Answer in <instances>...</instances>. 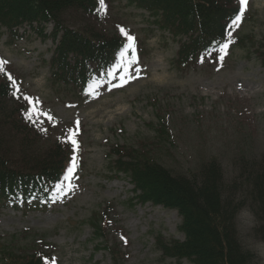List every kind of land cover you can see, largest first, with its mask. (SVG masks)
<instances>
[{
	"label": "rangeland",
	"instance_id": "1",
	"mask_svg": "<svg viewBox=\"0 0 264 264\" xmlns=\"http://www.w3.org/2000/svg\"><path fill=\"white\" fill-rule=\"evenodd\" d=\"M242 7L230 46L187 69L177 60L181 42L158 28L144 8L106 0L105 10L91 19L68 12L72 26L106 33L123 27L139 42V78L86 96L53 76L52 23L43 29L24 25L19 34L0 23V58L22 82V94L36 98L20 111L31 127L29 155L63 154L66 149L54 145L69 146L70 137L78 148L64 156L77 157L80 169L63 199L26 210L0 209V264L35 250L45 264H195L164 250L185 238L182 216L174 207L139 200L129 172L115 166V149L124 147L189 175L206 161H219L225 183L233 186L230 194L247 201L236 213L243 246L252 252V264H264V237L256 231L259 221L245 190V179L264 159V0ZM235 34L246 37L243 44ZM15 101L6 104L12 121L19 118ZM27 137L20 134L16 142ZM15 150L22 155L21 148Z\"/></svg>",
	"mask_w": 264,
	"mask_h": 264
},
{
	"label": "trees",
	"instance_id": "2",
	"mask_svg": "<svg viewBox=\"0 0 264 264\" xmlns=\"http://www.w3.org/2000/svg\"><path fill=\"white\" fill-rule=\"evenodd\" d=\"M127 3L147 10L158 28L168 30L181 42L177 60L186 69L213 57L224 49L225 43L229 47L233 41L232 21L242 13L239 0H127ZM105 7L106 0L103 3L100 0H0V23L14 34L24 25L35 27L36 24L43 29L52 23L49 35L57 40L51 56L53 76L86 96L95 88L117 82V73L120 76L129 69V63L139 53L137 39L128 41L118 31L106 33L67 22L70 11L91 19ZM235 35L238 43L246 40L245 36ZM9 100L16 102L11 85L6 89L0 75V209L11 206L26 210L63 199L80 170L77 157L73 173L66 170L72 158L64 156L65 152H71L70 145H54L56 149L65 148L63 154L56 150L39 158L29 155L32 137L27 133L30 126L25 125L20 114L25 110L21 107L23 101L15 105L19 118L12 121L6 108ZM20 134L28 137L16 142ZM17 147L22 155H17ZM115 151L119 155L115 166L118 171L129 172L140 201L163 203L176 208L182 216L180 227L185 238L165 244L164 250L187 257L195 264H252V252L243 246L236 222L240 205L247 201L230 194L227 188L233 186L225 183L219 161H206L198 173L189 175L174 172L160 161L134 154L125 147L123 151L118 148ZM245 181L247 198L259 221L256 231L264 237V159ZM13 262L45 264L36 250L23 259L16 256ZM115 264L119 263L115 261Z\"/></svg>",
	"mask_w": 264,
	"mask_h": 264
},
{
	"label": "snow or ice",
	"instance_id": "3",
	"mask_svg": "<svg viewBox=\"0 0 264 264\" xmlns=\"http://www.w3.org/2000/svg\"><path fill=\"white\" fill-rule=\"evenodd\" d=\"M100 2L103 3L104 0H100ZM247 4H248V0H239L238 8L240 9V11H243L242 6H247ZM240 20H241V17L239 15H237L236 18L232 21V24L237 25ZM120 33L128 41H134L136 39V38L132 37L131 35H129V33L123 27L120 28ZM228 36L231 37L232 33L229 32ZM229 43H231V41H229ZM223 48L227 49L228 43H225L223 45ZM219 59L222 61L224 59V57L220 56ZM139 63H142V61L139 59H134L133 61H131L129 63V65H128L129 71L126 72L124 76H119V74L117 73L118 79L121 81V83L113 82L112 87L115 89H119V88H122L125 84H127L129 82V80L138 79L139 73L144 71V69H142V68L138 69L136 67V65ZM8 65H9V62L7 60L0 58V75H2L4 78L6 89H7V85L10 84L11 89H12V95L15 97L17 102L19 103V102L23 101V103L21 104V107H23V108L31 107L32 104H34L36 102V98L32 97L31 95H23L22 94L23 88L18 87V85H22V82L18 81L16 78H14L12 73L7 70ZM121 70H123V68H121ZM98 72H99V70L97 69V74H98ZM25 116L28 118L29 122L32 121V116L29 115L27 111H25ZM48 119H51V116H48ZM79 124H80V121L77 120L76 121L77 127H79ZM70 133L75 134V130H70ZM66 142H68L71 145V150L73 152H75L76 149L78 148V141L76 139H71L69 137ZM70 163H71V166L70 167L66 166V170L68 172L75 173V156L72 157V160ZM66 179H67V177H66Z\"/></svg>",
	"mask_w": 264,
	"mask_h": 264
}]
</instances>
